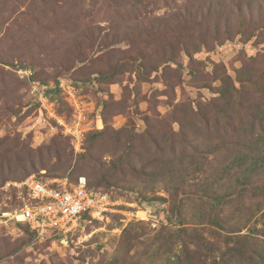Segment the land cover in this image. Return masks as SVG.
I'll return each instance as SVG.
<instances>
[{"label":"rangeland","instance_id":"1","mask_svg":"<svg viewBox=\"0 0 264 264\" xmlns=\"http://www.w3.org/2000/svg\"><path fill=\"white\" fill-rule=\"evenodd\" d=\"M31 175L109 204L38 236ZM0 264H264V0H0Z\"/></svg>","mask_w":264,"mask_h":264},{"label":"built area","instance_id":"2","mask_svg":"<svg viewBox=\"0 0 264 264\" xmlns=\"http://www.w3.org/2000/svg\"><path fill=\"white\" fill-rule=\"evenodd\" d=\"M21 186L28 197L14 213L12 219L25 222L38 236L48 231L67 234L75 231L87 215L102 211L109 198L106 193L90 189L86 177L77 181L68 178L43 180L31 175L21 182H8L6 186Z\"/></svg>","mask_w":264,"mask_h":264},{"label":"trees","instance_id":"3","mask_svg":"<svg viewBox=\"0 0 264 264\" xmlns=\"http://www.w3.org/2000/svg\"><path fill=\"white\" fill-rule=\"evenodd\" d=\"M242 158V157H241ZM79 178V177H78ZM78 179H76L75 181H77ZM74 182V181H73ZM88 187L90 188V189H93V188H91L90 187V185H89V183H88ZM29 227V226H28ZM29 229H30V227H29ZM31 230V229H30ZM31 232H33L32 230H31ZM34 233V232H33ZM35 234V233H34Z\"/></svg>","mask_w":264,"mask_h":264},{"label":"clouds","instance_id":"4","mask_svg":"<svg viewBox=\"0 0 264 264\" xmlns=\"http://www.w3.org/2000/svg\"><path fill=\"white\" fill-rule=\"evenodd\" d=\"M21 222V221H20ZM23 223H25V222H23ZM26 224V223H25Z\"/></svg>","mask_w":264,"mask_h":264}]
</instances>
